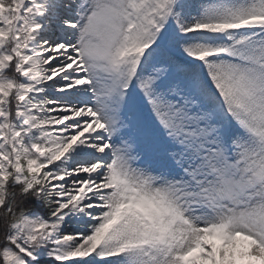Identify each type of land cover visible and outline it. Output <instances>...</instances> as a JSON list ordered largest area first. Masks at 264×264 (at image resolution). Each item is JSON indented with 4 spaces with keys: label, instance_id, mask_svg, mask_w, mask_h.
I'll use <instances>...</instances> for the list:
<instances>
[{
    "label": "snow or ice",
    "instance_id": "6c2138e0",
    "mask_svg": "<svg viewBox=\"0 0 264 264\" xmlns=\"http://www.w3.org/2000/svg\"><path fill=\"white\" fill-rule=\"evenodd\" d=\"M0 264H264V0H0Z\"/></svg>",
    "mask_w": 264,
    "mask_h": 264
}]
</instances>
